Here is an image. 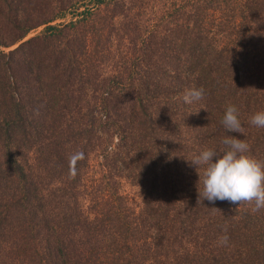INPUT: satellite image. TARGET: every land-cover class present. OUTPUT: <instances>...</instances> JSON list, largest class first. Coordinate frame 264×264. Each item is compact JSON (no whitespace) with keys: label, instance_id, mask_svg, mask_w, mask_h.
I'll use <instances>...</instances> for the list:
<instances>
[{"label":"trees","instance_id":"obj_1","mask_svg":"<svg viewBox=\"0 0 264 264\" xmlns=\"http://www.w3.org/2000/svg\"><path fill=\"white\" fill-rule=\"evenodd\" d=\"M259 111L264 0H0V264H264V209L200 198L190 161H264Z\"/></svg>","mask_w":264,"mask_h":264},{"label":"clouds","instance_id":"obj_2","mask_svg":"<svg viewBox=\"0 0 264 264\" xmlns=\"http://www.w3.org/2000/svg\"><path fill=\"white\" fill-rule=\"evenodd\" d=\"M204 89H185L183 100L191 104L202 99ZM251 124L264 128V111L257 112L251 118ZM223 126L231 132L246 135L242 126L236 106L227 107L222 120ZM224 147L220 149L207 148L199 153L191 163L197 166L200 175L199 183L203 184V191L199 195L203 199L214 202L215 200H228L233 204L254 202L252 213L264 209V161L258 160L250 154V146L236 136L224 138ZM85 158L82 151L73 153L69 157V174L75 177L77 163ZM203 168V173L199 171ZM198 183V187H199ZM229 240L227 235L220 237V243L226 245Z\"/></svg>","mask_w":264,"mask_h":264},{"label":"rangeland","instance_id":"obj_3","mask_svg":"<svg viewBox=\"0 0 264 264\" xmlns=\"http://www.w3.org/2000/svg\"><path fill=\"white\" fill-rule=\"evenodd\" d=\"M84 6H80L78 8V10L82 9ZM72 15V13H68L67 17H70ZM37 31V30H36ZM124 189L125 191H127L128 193H130L134 199L136 201H140L141 200V189L140 187H138L137 185H132L129 182H124Z\"/></svg>","mask_w":264,"mask_h":264}]
</instances>
